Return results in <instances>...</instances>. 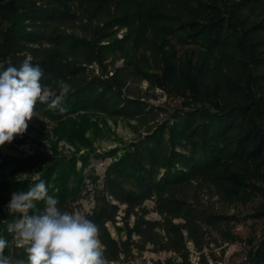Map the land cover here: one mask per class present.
I'll return each mask as SVG.
<instances>
[{
  "label": "trees",
  "instance_id": "trees-1",
  "mask_svg": "<svg viewBox=\"0 0 264 264\" xmlns=\"http://www.w3.org/2000/svg\"><path fill=\"white\" fill-rule=\"evenodd\" d=\"M176 44L190 47L179 54ZM29 57L44 69V84L71 85L65 111L37 105L58 138L90 148L95 114L145 127L119 155L111 152L101 188L98 176L88 177L94 205L86 215L110 264H132L148 250L192 264L190 245L206 263L212 245L234 239V203L252 193L264 202V0H0V63L19 67ZM141 82L179 86L189 100L147 127L159 113L133 88ZM53 151L0 162V207L38 182L6 178L44 163L38 178L58 207L73 211L83 168ZM81 160L85 167L88 154ZM250 216L264 218V204ZM18 217H0L5 255L23 256L7 230ZM234 264H264V237Z\"/></svg>",
  "mask_w": 264,
  "mask_h": 264
},
{
  "label": "clouds",
  "instance_id": "clouds-1",
  "mask_svg": "<svg viewBox=\"0 0 264 264\" xmlns=\"http://www.w3.org/2000/svg\"><path fill=\"white\" fill-rule=\"evenodd\" d=\"M44 78V69L34 66L31 57L19 67L0 63V146L26 133L29 122L39 117L38 104L65 111L62 104L71 85L58 80L53 87L44 84ZM37 180L27 191L13 192L6 206L10 215L19 214L7 230L23 256L5 255L9 241L0 237V264H110L99 226L83 211L62 210L45 181ZM37 202H44L42 210Z\"/></svg>",
  "mask_w": 264,
  "mask_h": 264
},
{
  "label": "rangeland",
  "instance_id": "rangeland-1",
  "mask_svg": "<svg viewBox=\"0 0 264 264\" xmlns=\"http://www.w3.org/2000/svg\"><path fill=\"white\" fill-rule=\"evenodd\" d=\"M122 30L117 36L122 37ZM190 46L175 45L179 54H182ZM121 61L118 62V65ZM133 88L137 93L145 97V101L154 108V114L159 113L158 118L147 127L161 123L167 119L174 107L182 106V103L189 100L187 93L179 86L168 87L167 89L152 88L146 82L134 83ZM161 108V112L157 110ZM92 127L86 132L85 136L90 140L91 147L76 148L63 138H58L54 133L55 123L41 116L34 117L30 122L26 133L23 136H16L11 143L0 146V162L9 158H26L35 155L43 157L53 156V148H56L60 156L66 159L75 158L76 169L83 168L85 188L82 191V198L75 203L74 210L83 211L85 214L90 213L93 209V186L90 184L89 176H98L97 188H101L102 178L108 166L114 160L111 152L116 150L117 155L121 149H124L132 141H135L143 135L144 128L136 129L133 121H125L121 118H108L101 114H95L91 117ZM90 149V150H89ZM88 154V163L82 167L81 158ZM116 156V155H115ZM44 166L40 164L30 173H18L7 180H36L39 175V169ZM258 186L262 182L256 181ZM243 195V201H236L230 209V214L237 216V222L232 225L234 239L219 248L212 245L211 255H206V263L198 259V254L190 245L189 261L192 264H234L244 259L246 252L264 237V218H253L250 215L255 212L264 202L260 194ZM8 205V204H7ZM7 205L0 207V217L3 213H9ZM148 208L152 207V202H146ZM150 219L158 217L152 213ZM110 232L115 236L114 229L109 225ZM207 251V250H206ZM223 251V252H222ZM170 259L171 264H180L179 259H175L171 253H154L146 251L140 257L132 259V264H158L166 263ZM167 264V263H166Z\"/></svg>",
  "mask_w": 264,
  "mask_h": 264
}]
</instances>
